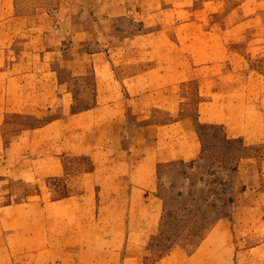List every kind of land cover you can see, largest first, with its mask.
I'll use <instances>...</instances> for the list:
<instances>
[{
	"label": "crops",
	"instance_id": "crops-1",
	"mask_svg": "<svg viewBox=\"0 0 264 264\" xmlns=\"http://www.w3.org/2000/svg\"><path fill=\"white\" fill-rule=\"evenodd\" d=\"M90 1L70 4L71 36L64 20L2 15L6 3H0V264H48L52 256L81 254L88 192L132 181L151 187L155 163L163 160L160 137L155 132L156 146L140 145L135 162L114 156L129 154L121 147V101L142 105L144 98L175 94L177 85L195 79L193 102L204 107V122H217L212 110L222 114L229 103L221 81L226 84L228 72L247 70V51L236 45L264 44V0ZM81 17L91 26L90 38L80 36ZM60 71L90 84L94 102L35 124L42 113L70 106ZM180 105L178 97V110ZM186 137L185 148L171 145L169 153L198 155L196 136L189 131ZM255 248L263 250L264 241Z\"/></svg>",
	"mask_w": 264,
	"mask_h": 264
},
{
	"label": "rangeland",
	"instance_id": "rangeland-1",
	"mask_svg": "<svg viewBox=\"0 0 264 264\" xmlns=\"http://www.w3.org/2000/svg\"><path fill=\"white\" fill-rule=\"evenodd\" d=\"M4 2L2 15L37 13L40 20H59L62 25L64 20L66 35L71 36L70 4L91 1L0 0ZM80 19V36L90 38L91 26ZM120 24L124 32L130 31L126 23ZM247 35L252 37L251 32ZM236 47L247 51L243 53L247 70L228 72L226 84L221 81L229 103L222 114L212 110L217 122H204V107L193 102L199 85L195 79L177 85L175 94L159 91L154 98L143 97L142 105L134 99L121 101L123 113L118 116L123 114L125 136L121 147L129 154L114 156L135 162L141 158L140 145L151 148L157 145L155 132L160 137L163 160L155 163L151 187L146 190L133 181L96 186L88 192L83 209V252L52 256L48 264H260L264 260V249H252L264 241V44L252 48L248 40ZM60 76L69 88L70 106L44 112L33 123L93 104L92 86L83 78L65 71ZM178 121L186 127H173ZM189 131L196 136L199 154L177 158L169 153L171 145L186 147Z\"/></svg>",
	"mask_w": 264,
	"mask_h": 264
}]
</instances>
